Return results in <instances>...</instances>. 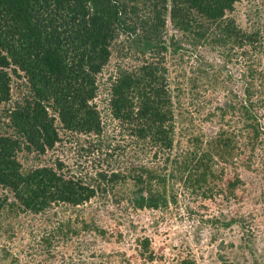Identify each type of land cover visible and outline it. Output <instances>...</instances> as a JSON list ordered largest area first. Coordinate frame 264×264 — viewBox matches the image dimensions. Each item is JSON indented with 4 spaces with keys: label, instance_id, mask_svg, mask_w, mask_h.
Instances as JSON below:
<instances>
[{
    "label": "trees",
    "instance_id": "1",
    "mask_svg": "<svg viewBox=\"0 0 264 264\" xmlns=\"http://www.w3.org/2000/svg\"><path fill=\"white\" fill-rule=\"evenodd\" d=\"M242 2L0 0V224L21 213L40 215L59 205L76 208L107 191L115 204L127 199L125 211L167 210L178 204V189L204 202L214 196L226 199L244 183L235 174L221 184L225 168L246 152L241 165L255 170L264 186V25L257 7L247 17L249 29L236 24L230 14ZM201 48L217 52L219 63L198 64L193 72L201 80L193 78L187 92L193 93L198 83L227 90L222 103L206 115L217 117L221 127L209 141L194 136L192 146L182 148L176 141L175 110L185 89L170 87L167 58L181 62ZM113 52L121 62L104 87L110 119L128 131L135 147L155 149L158 163L100 172L94 185L64 172L58 160L25 167L21 155L44 156L62 142L60 131L103 136L105 123L94 100L98 76ZM134 57L141 60L137 65H123ZM234 61L244 62L245 69L230 72L227 66ZM99 148L97 143L88 152ZM201 222L217 230L237 224L252 238L248 218L238 212ZM139 245V254L153 261L150 240ZM2 251L0 260L14 262ZM171 264L195 261L179 257Z\"/></svg>",
    "mask_w": 264,
    "mask_h": 264
},
{
    "label": "rangeland",
    "instance_id": "2",
    "mask_svg": "<svg viewBox=\"0 0 264 264\" xmlns=\"http://www.w3.org/2000/svg\"><path fill=\"white\" fill-rule=\"evenodd\" d=\"M255 7L260 10L264 25V0H243L230 16L241 29L247 30L251 25L247 17L254 13ZM138 59L126 58L123 65L135 66L141 61ZM120 62L113 52L108 66L98 76L100 86L94 103L105 123L103 136L97 139L60 131L62 142L44 156L36 159L34 154L21 155L25 167L53 165L58 160L63 163L64 172L81 176L85 183L94 185L100 172L109 175L112 171H123L125 167L136 169L139 165L158 163V158L153 156L155 149L135 147L128 131L110 119L106 108L108 93L104 87L108 86L106 80ZM200 63L218 64L217 52L201 48L199 53H193L189 59L184 57L181 62L167 58L170 87L179 85L185 89L175 110L176 141L182 148L192 146L189 139L194 136L203 143L209 141L221 127L217 117L206 119V115L222 103L227 90L217 91L214 89L217 85L208 87L206 83H198L193 93L187 92L193 78L201 80L193 72ZM227 69L234 74L242 72L244 62L234 61ZM228 86L238 89L237 85L229 83ZM16 94L14 90L13 98ZM97 143L100 148L89 153L88 149ZM247 157L248 152L243 153L234 165L225 168L221 184L231 181L235 174L244 183L243 188L226 199L214 196L204 202L200 197L192 198L178 189V204L167 210L133 211L129 207L125 211L127 199L122 198L119 205L115 204L113 193L107 191L76 208L59 205L40 215L21 213L3 219L0 257L5 255L4 249L14 262L0 260V264H171L179 257L191 258L195 264H264V186L255 170H247L241 165ZM159 161L163 163V159ZM254 167L259 164L255 163ZM218 168V165L214 167L215 170ZM118 195L120 198L121 194ZM237 212L248 218L252 238H248L246 230L237 224L217 230L201 222L220 215L233 216ZM144 238L150 240L154 255L151 262L139 254L142 250L139 242Z\"/></svg>",
    "mask_w": 264,
    "mask_h": 264
}]
</instances>
